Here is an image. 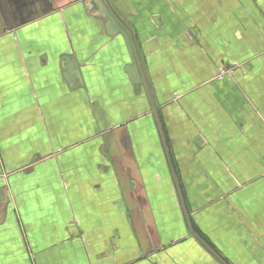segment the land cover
<instances>
[{"label":"crops","instance_id":"0c3cea01","mask_svg":"<svg viewBox=\"0 0 264 264\" xmlns=\"http://www.w3.org/2000/svg\"><path fill=\"white\" fill-rule=\"evenodd\" d=\"M0 264H264V0H0Z\"/></svg>","mask_w":264,"mask_h":264},{"label":"built area","instance_id":"2783aa9c","mask_svg":"<svg viewBox=\"0 0 264 264\" xmlns=\"http://www.w3.org/2000/svg\"><path fill=\"white\" fill-rule=\"evenodd\" d=\"M232 71L231 67L220 66V72L218 78L223 79L225 74L230 73Z\"/></svg>","mask_w":264,"mask_h":264}]
</instances>
